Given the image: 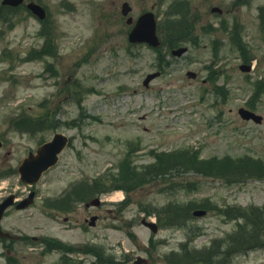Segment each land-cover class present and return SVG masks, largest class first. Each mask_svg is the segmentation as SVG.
<instances>
[{"label":"rangeland","instance_id":"rangeland-1","mask_svg":"<svg viewBox=\"0 0 264 264\" xmlns=\"http://www.w3.org/2000/svg\"><path fill=\"white\" fill-rule=\"evenodd\" d=\"M35 1L50 14L48 28L58 56L23 62L29 51L44 43L38 36L43 26L25 11L13 16V29L9 18L0 20V138L5 144L0 153L15 149L19 162L29 149L49 141L55 133L63 132L72 141L60 163L38 186V204L26 212L32 213L30 234L83 245L86 238L82 229L68 231L62 220L53 219L52 212L46 215L44 200L58 196L83 176L118 179L125 160L145 168L159 157L171 158L170 154L190 150L197 151L198 161L229 159L232 165L241 166L242 162H234L249 159L252 164H264V120L257 124L238 114V109L245 107L264 117V88L259 96L252 97L258 84L264 87V0ZM124 2L132 6L134 21L155 4L154 13L162 27L170 11L185 8L190 21L195 22L189 40L183 44L188 53L172 58L168 50L166 59L170 62L161 71L158 56L167 44L160 51L147 44H131L128 34L132 26L121 14ZM214 7L224 13L211 12ZM241 41L244 52L239 48ZM243 53L252 60L250 73L240 70L248 61ZM49 63L55 65L57 76L44 73ZM157 71L161 76L146 88V76ZM188 71L198 73V78L189 79ZM45 114L50 115L47 133L36 134L34 139V135L10 128L11 122H19L23 115L38 119ZM183 163L165 165L162 177L136 190L131 188L124 210L116 201V193L119 196L122 190L104 195L105 205L96 212L101 221L92 231L96 249L115 256L119 264H135L137 256L150 258L149 264H170L167 254L180 251L182 243L189 242L204 252L220 241L221 249L229 246L232 251L223 261L216 258L214 264H264V236L256 249H243L245 253L234 249L236 237L248 227L244 218L235 216V209L248 215L259 210L264 220V176L241 170L228 177H209L191 168L188 171L193 161ZM107 181L111 186L112 180ZM169 202L193 203L196 209L204 205L209 207L208 214L194 218L187 227H163L153 234L141 221L144 217L157 220L155 215L146 214L152 209L170 213L164 207ZM29 253L25 259L8 260L12 264H63L60 250L46 256L35 250ZM75 261L98 264L100 259L75 254Z\"/></svg>","mask_w":264,"mask_h":264},{"label":"flooded vegetation","instance_id":"flooded-vegetation-1","mask_svg":"<svg viewBox=\"0 0 264 264\" xmlns=\"http://www.w3.org/2000/svg\"><path fill=\"white\" fill-rule=\"evenodd\" d=\"M31 2L36 1L26 0L24 5L17 8L8 6L3 7L2 12L5 11L13 15H17V13L27 9V3ZM211 12L213 11L211 10ZM29 14L33 16L31 13ZM49 20L51 22L50 14L47 13V18L40 22L42 26H45L46 32L43 31L44 35L47 33ZM180 47H182V45L173 47L170 50L169 48H166L165 52L163 53L164 56H158V63L160 64L159 69L161 71H164L166 64L170 62L166 59L168 56H170L167 51L169 50L171 53L174 49ZM181 57L182 56H172V58ZM172 58H170V60ZM207 81L209 80L207 79L203 82L206 83ZM214 90L217 91L218 89L215 88ZM44 122V120L41 121L40 129L35 131V135L32 139L37 136L36 134H44L47 132ZM13 146L14 144H12V148ZM4 148V142L0 141V151H2ZM35 151L29 149L28 154ZM16 157L15 149H10L9 151L0 153V209L4 207L0 217V264H8V262L9 264H12V262H10L8 259H18L22 256V259H25L29 251H40V254L44 256L48 254V237L32 235L28 232L30 229H32L31 223L29 222L32 213L26 214V212L35 207L39 202L40 197L39 189L37 187L38 185L28 186L23 183L18 172V167L22 160L16 162ZM66 171H68V169H66ZM79 172L81 173V170H79ZM95 179L96 178L91 179L89 177H85V181L81 184H76L75 181H72L73 185L71 189L68 188L64 190V188L58 194L62 196L59 202L62 204L60 206H63V208L61 209V213H56V216L53 217V219L57 221L62 220V223L65 225V228L68 231L82 229L81 232L84 235L83 237L86 238V242L83 245H68L63 241L61 242L62 245L59 249L63 253V264L66 262L74 263L75 254L95 256L96 244L92 242V240L96 239V235L92 233V231H96L97 227L99 226L98 224L101 221L100 215H96V212L105 205L101 204L99 207L96 205L87 206V204L91 203L95 198L101 197V195H98L95 191ZM17 182L20 186L17 185ZM32 193L34 195V203L31 206H26ZM81 210H84L83 214ZM94 216H98V219L92 222V217ZM104 219L107 220L108 217H104ZM38 230H40L39 226ZM86 235L92 236L87 238L85 237ZM33 245H41L42 247L36 248ZM3 258L6 259V261H3ZM148 259L151 261L150 258ZM78 263L81 264L80 261Z\"/></svg>","mask_w":264,"mask_h":264},{"label":"trees","instance_id":"trees-1","mask_svg":"<svg viewBox=\"0 0 264 264\" xmlns=\"http://www.w3.org/2000/svg\"><path fill=\"white\" fill-rule=\"evenodd\" d=\"M185 8L178 7L175 11H170L168 13L166 21H164V25L162 28V37L164 42L168 46H176L180 43H183L187 40V36L192 33V29H194V21H190V16L188 17V13L184 11ZM264 10V9H263ZM240 51L244 52V43L241 41L239 44ZM47 49V48H46ZM45 49V50H46ZM48 50L53 51L54 47L51 43L48 44ZM243 55L247 58L246 54ZM245 58V59H246ZM249 58V57H248ZM248 58L246 60H248ZM264 87L262 84H258L257 91L255 92L254 97L260 95V90ZM253 97V98H254ZM26 118L20 122V125H26ZM171 158L162 159L159 157L157 159L156 165L147 167L141 172H139L138 168L131 166L132 163H129V160L124 161V165L121 166L120 175L118 179H111L112 184L110 186V190L115 189H124L126 193L132 188L136 190L138 186L144 185L148 180H152L155 177L157 178L161 173V170L165 165L175 166L184 164L183 161L189 159L193 161V165L188 166L187 169H192L201 173L205 176H219V177H228L230 175L237 174V172L243 170L247 174L251 175H259L264 176V164H257L252 161L249 162V159H239L236 164L243 163L240 165H232V163L227 160H212V161H198L199 157L194 153L192 155H188L187 153L175 154L170 156ZM138 171V172H137ZM120 180L121 184H117L116 181ZM108 182V181H107ZM105 181H97L96 186L97 189H103L106 186ZM100 193V192H98ZM129 200V199H128ZM168 208L165 211H170V213H163L161 210L158 212L160 224L162 227L166 226H188L189 222L193 219L192 211L197 208L193 203L191 204H180L174 203L167 206ZM204 207V205L200 206ZM206 208V207H204ZM237 217L244 218L248 227L244 229L242 234L237 238L234 242V249L239 253L248 252L251 249L258 248L261 243V236H264V220L260 219L261 213L259 210H254L248 215L247 212H244L240 209H235ZM152 213V212H149ZM222 243L217 241L214 243L213 247L209 249H204V252H198L196 249L191 247L188 243L182 245V249L180 252L172 253L167 261L170 264H200V262H210L211 264L215 263L216 258L221 257L222 261L226 255H229L232 249L228 246L226 248H222ZM244 249V251H243Z\"/></svg>","mask_w":264,"mask_h":264},{"label":"water","instance_id":"water-1","mask_svg":"<svg viewBox=\"0 0 264 264\" xmlns=\"http://www.w3.org/2000/svg\"><path fill=\"white\" fill-rule=\"evenodd\" d=\"M23 2L24 0H4L3 4L19 6ZM28 7L30 10H32L34 14L38 15L41 19H43L46 16L45 10L42 6L32 3L29 4ZM131 11L132 8L128 3H124L122 5V14L124 16H127ZM214 11L221 12L219 9H215ZM127 23L132 24V18H129ZM129 40L132 43L146 42L152 47H158L161 44L157 36V23L153 13H146L138 19V21L136 22L134 28L132 29L129 35ZM187 51H188L187 48H180L178 50L173 51L172 53L173 55L181 56ZM241 69L242 71L249 72L251 70V67L242 66ZM188 75L191 78H196V74L193 72L188 73ZM158 76L159 73L149 75L147 79L144 81V84L148 86L149 83ZM239 114L244 120H253L258 124L262 123L263 121L262 116L257 115L245 108H241L239 110ZM67 141L68 139L64 135L62 134L55 135L54 139L51 142L39 148L37 156H30V158H28L25 161L21 169L23 176L25 178L28 175L34 177L35 180L32 179V182L33 180H34L33 183L37 182L43 171L47 170L48 168L54 166L57 163L58 154L66 147ZM30 169H32L31 174H29ZM26 170L28 171L26 172ZM92 204L99 205L100 201L97 199ZM204 215H206L205 210H197L194 212V216L197 217H202ZM94 220H96V218H93V221ZM143 223L148 227H150L153 230V232L156 233L158 231V227L156 224L147 222L146 220H143ZM146 262L147 261L144 258L139 257L138 260L136 261V264H143Z\"/></svg>","mask_w":264,"mask_h":264}]
</instances>
